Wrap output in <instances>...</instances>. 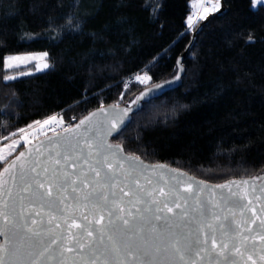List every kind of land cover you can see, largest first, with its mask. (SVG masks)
Listing matches in <instances>:
<instances>
[{
  "label": "snow or ice",
  "instance_id": "6c2138e0",
  "mask_svg": "<svg viewBox=\"0 0 264 264\" xmlns=\"http://www.w3.org/2000/svg\"><path fill=\"white\" fill-rule=\"evenodd\" d=\"M190 4L181 37L198 35L209 16L225 14L222 0ZM251 4L264 6V0ZM163 7V0H147L144 9L161 30ZM71 8L63 23L50 18L45 32L60 42L76 36L103 42V30L85 32L86 20L76 14L79 3ZM17 14L6 11V18ZM238 35L255 42L251 32ZM169 51L163 49L124 79L111 104L101 99L79 117L66 120L62 110L0 134V264H264V183L251 182L261 177L209 184L179 168L146 164L126 147L124 133L136 116L182 82V56L170 77L157 78L159 61ZM27 66L49 69L50 53L0 51L5 86L31 76L23 70ZM176 111L173 106L171 115ZM158 114L157 108L142 127L151 126Z\"/></svg>",
  "mask_w": 264,
  "mask_h": 264
},
{
  "label": "trees",
  "instance_id": "16d2710c",
  "mask_svg": "<svg viewBox=\"0 0 264 264\" xmlns=\"http://www.w3.org/2000/svg\"><path fill=\"white\" fill-rule=\"evenodd\" d=\"M77 2L76 14L85 18V32L103 30V42L86 36L60 42L59 37L52 39L50 30L45 32L50 18L54 24L63 23ZM222 2L225 14L202 22V31L182 59L186 69L182 82L146 106L124 133L127 149L145 161L165 162L212 183L264 174V7L253 8L251 0ZM146 3L0 0V51L46 50L52 65L43 72L23 67L32 75L7 86L0 80V134L62 110L66 120L79 117L101 99L111 104L123 90V80L166 48L170 51L159 61L156 75L170 77L192 38L191 33L180 36L190 0H163V30L150 22ZM9 10L18 14L6 18ZM124 18L131 24L122 25ZM246 32L254 35V43L241 40L238 33ZM140 88L126 98L134 99ZM157 108L156 121L143 128Z\"/></svg>",
  "mask_w": 264,
  "mask_h": 264
},
{
  "label": "water",
  "instance_id": "95a60500",
  "mask_svg": "<svg viewBox=\"0 0 264 264\" xmlns=\"http://www.w3.org/2000/svg\"><path fill=\"white\" fill-rule=\"evenodd\" d=\"M203 24V23H202ZM201 27H202V25H201ZM195 37L196 36H193V34H192V38H191V41L192 42H194V40H195ZM193 44V43H192ZM192 44H191V46H192ZM191 46H190V44L187 46V48L185 49V51L182 53V57L184 58V56L188 53V51L190 50V48H191ZM180 56V57H181ZM180 82H178L176 85H174L173 87L175 88V87H177V85L179 84ZM166 91H169V90H165V92ZM134 107V106H133ZM51 135H53V134H49V136H51ZM46 137H40V139H45ZM145 161V160H144ZM145 163L146 164H156V163H163V164H166V165H168L170 168H176V167H174V166H171V165H169V164H167V163H165V162H148V161H145ZM182 170V169H181ZM182 171H184V170H182ZM184 172H186V171H184ZM188 173V172H187ZM189 175H192V174H190V173H188ZM192 176H194V175H192ZM255 176H259V177H261L262 179H260V180H255V181H251V182H253V183H255L258 187H259V185L261 184V183H264V174H262V175H255ZM196 177V176H195ZM252 177H254V176H252ZM197 179H200V178H198V177H196ZM251 177H244V178H237V179H250ZM221 183H223V182H221ZM209 184H217V183H212V182H209ZM3 240V237H0V241H2Z\"/></svg>",
  "mask_w": 264,
  "mask_h": 264
},
{
  "label": "rangeland",
  "instance_id": "374dc122",
  "mask_svg": "<svg viewBox=\"0 0 264 264\" xmlns=\"http://www.w3.org/2000/svg\"><path fill=\"white\" fill-rule=\"evenodd\" d=\"M34 128H35V126H34ZM29 133H34V129H28L27 130ZM42 136V135H41ZM10 140H11V138L9 139V141H6L5 143H7V142H10Z\"/></svg>",
  "mask_w": 264,
  "mask_h": 264
},
{
  "label": "built area",
  "instance_id": "2783aa9c",
  "mask_svg": "<svg viewBox=\"0 0 264 264\" xmlns=\"http://www.w3.org/2000/svg\"><path fill=\"white\" fill-rule=\"evenodd\" d=\"M205 6H209V5L206 4ZM263 7H264V6H263ZM191 10H192V9H190V11H191ZM131 76H132V75H131ZM127 78H128V77H127ZM127 78H126V79H127ZM57 130L59 131V129H57ZM49 132H51V131H49ZM49 132H48V133H49Z\"/></svg>",
  "mask_w": 264,
  "mask_h": 264
}]
</instances>
